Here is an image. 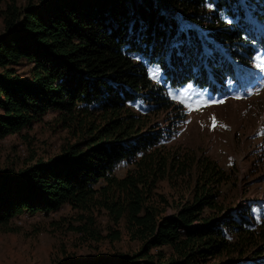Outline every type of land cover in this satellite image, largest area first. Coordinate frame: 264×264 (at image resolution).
Listing matches in <instances>:
<instances>
[{
	"label": "trees",
	"instance_id": "16d2710c",
	"mask_svg": "<svg viewBox=\"0 0 264 264\" xmlns=\"http://www.w3.org/2000/svg\"><path fill=\"white\" fill-rule=\"evenodd\" d=\"M2 15L0 138L28 139L51 111L67 136L55 157L0 171V227L68 205L82 241L138 245L119 264H264V217L227 205L234 172L169 144L186 116L165 85L255 80L264 0H13Z\"/></svg>",
	"mask_w": 264,
	"mask_h": 264
},
{
	"label": "rangeland",
	"instance_id": "374dc122",
	"mask_svg": "<svg viewBox=\"0 0 264 264\" xmlns=\"http://www.w3.org/2000/svg\"><path fill=\"white\" fill-rule=\"evenodd\" d=\"M12 1L0 0V35L4 32L2 10ZM15 1L24 5L30 0ZM251 67L259 70L248 77L257 78L245 80L241 87L234 85L227 94L213 93L193 83L165 85L169 97L183 105L186 116L177 123V132L169 144L200 149L234 172L236 186L226 187L227 205L233 210L249 209L259 219L264 217V57L259 56ZM21 68L26 71L29 67L23 63ZM156 76L161 79L160 73ZM55 115L51 111L32 129L24 130L22 134L27 133L28 139L17 134L0 138V171L19 170L33 156L47 161L59 154L67 133L53 129ZM167 116L163 112L155 119L165 120ZM130 167L131 163L124 161L116 174L122 177ZM161 187L170 191L167 182ZM76 214L64 205L49 214L20 215L8 226L0 227V264H119L122 255L137 249L138 245L127 237L114 244L82 241L67 229Z\"/></svg>",
	"mask_w": 264,
	"mask_h": 264
},
{
	"label": "snow or ice",
	"instance_id": "6c2138e0",
	"mask_svg": "<svg viewBox=\"0 0 264 264\" xmlns=\"http://www.w3.org/2000/svg\"><path fill=\"white\" fill-rule=\"evenodd\" d=\"M210 7L212 6V5H209ZM189 86H191V85H189ZM220 102H222V101H220ZM215 126V125H214Z\"/></svg>",
	"mask_w": 264,
	"mask_h": 264
}]
</instances>
